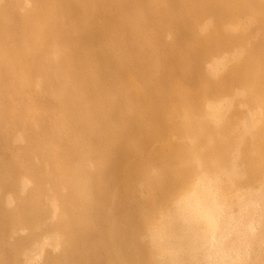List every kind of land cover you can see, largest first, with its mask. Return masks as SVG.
<instances>
[{"label":"bare ground","instance_id":"bare-ground-1","mask_svg":"<svg viewBox=\"0 0 264 264\" xmlns=\"http://www.w3.org/2000/svg\"><path fill=\"white\" fill-rule=\"evenodd\" d=\"M0 264H264V0H0Z\"/></svg>","mask_w":264,"mask_h":264}]
</instances>
